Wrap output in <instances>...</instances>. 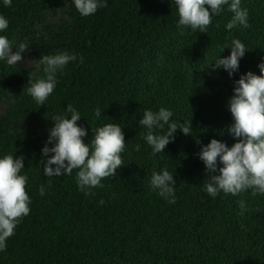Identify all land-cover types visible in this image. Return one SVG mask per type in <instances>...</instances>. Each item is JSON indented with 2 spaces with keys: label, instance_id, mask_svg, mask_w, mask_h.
<instances>
[{
  "label": "trees",
  "instance_id": "1",
  "mask_svg": "<svg viewBox=\"0 0 264 264\" xmlns=\"http://www.w3.org/2000/svg\"><path fill=\"white\" fill-rule=\"evenodd\" d=\"M103 2L107 6L93 15L77 13L78 31L66 46L45 44V55L67 52L77 60L57 71L54 91L43 105L28 95L23 111L37 120L36 135L11 133L0 123V158L8 154L14 159L24 157L20 175H26L30 185L25 186L30 212L0 250V264H108L114 258L125 264H264V206L260 229L245 231L241 227L250 213L248 202L258 199L260 193L253 196L252 189L236 195L220 191L213 198L205 189L206 165L199 158L202 147L213 139L229 148L238 142L228 133L234 123L229 100L241 76L248 72L261 75L264 0H240V8L248 13V27L238 23L228 30L234 15L229 0L219 15L212 14L205 33L177 26L175 0ZM48 3L12 0L7 7L0 0V16L9 24L0 36L11 40L22 28L29 34ZM177 32L180 39H172ZM234 39L245 45L246 53L239 70L230 77L223 68L214 70L213 66L219 58L231 55V49L224 46ZM165 51L177 70L167 72L161 83L166 91L157 93L145 85L156 72V66L147 63ZM207 53L212 59L205 57ZM207 60L209 70L204 69ZM3 68L0 64V70ZM13 80L20 88L31 86L27 78ZM68 105L82 117L77 124L87 131L86 144L90 145L96 129L119 124L125 145L134 151L123 172L113 180L104 178L103 187L92 189V194L81 191L76 179L79 169L58 177L44 174L42 161L47 158L42 149L54 146L47 143L50 129L55 127L53 117L70 119ZM215 106L213 116L202 115L204 108ZM97 108L100 117L95 116ZM161 108L173 113L169 123L175 122L178 131L164 152L153 155L140 135L147 129L139 121L146 110L155 113ZM191 122L190 135L179 131L181 125ZM153 131L164 134L168 125ZM165 169L181 192L179 210L168 202L170 197L160 196L150 185L152 173ZM41 185L45 187L43 196ZM172 252L179 253L180 260L170 262L167 257Z\"/></svg>",
  "mask_w": 264,
  "mask_h": 264
},
{
  "label": "clouds",
  "instance_id": "2",
  "mask_svg": "<svg viewBox=\"0 0 264 264\" xmlns=\"http://www.w3.org/2000/svg\"><path fill=\"white\" fill-rule=\"evenodd\" d=\"M4 5L11 6L12 0H3ZM178 6V27L190 26L193 30L199 29L205 33L212 23V14L219 15L221 6L227 5L229 0H175ZM78 12L88 17L97 12L98 8L106 7L103 0H74ZM206 5L208 7H206ZM229 11L233 19L227 24L231 30L236 24L248 27L247 10L240 8V0H232ZM8 21L0 16V32L8 28ZM230 48L231 55L227 58H219L213 69L223 68L233 76L239 70V61L245 55V45L238 39H234ZM19 50L13 54V47L6 36H0V60L6 59L9 65H16L22 61L20 53L28 48L25 44L18 45ZM83 62V57H80ZM77 60L75 54L61 52L56 55H43L38 63L43 65L45 78L32 82L29 79L28 94L39 104L43 105L53 93L56 86V73L70 62ZM261 75L248 72L235 82L234 95L229 100V111L234 123L228 127V133L238 142L228 147L216 139L203 146L199 158L206 165L207 182L205 189L209 195L215 198L220 191L225 194L236 195L247 189H252V195L264 194V63L258 65ZM70 119L63 116H55V127L50 129L48 144L42 149L47 158L44 162V174L47 177H58L62 174L71 175L73 170L77 172V183L81 191L103 187L101 181L109 176L116 175L117 170L123 165L120 153L125 147V136L119 124H106L95 130V136L90 145L84 142L87 131L78 126L81 115L72 105L67 106ZM100 109H95V116L100 117ZM173 113L165 108L158 112L146 110L140 126L147 129L146 133H140L146 142L152 147L153 155L164 152L166 146L174 139L178 131V125L169 123ZM168 125V131L164 134H154V129H163ZM190 125H181L179 131L190 135ZM199 142V141H198ZM139 150V145H137ZM91 153V154H90ZM219 165H223L219 167ZM55 166V167H53ZM25 167L24 157L14 159L8 154L0 158V250L6 248V241L14 234L20 219L29 214V196L26 193L27 176L20 175ZM175 178L167 169L162 173L153 172L150 185L159 190V195L165 198L171 197L169 203H175ZM51 186V181H49ZM40 195L45 194V187L41 185ZM101 204L104 201H100ZM244 209V202H240Z\"/></svg>",
  "mask_w": 264,
  "mask_h": 264
},
{
  "label": "rangeland",
  "instance_id": "3",
  "mask_svg": "<svg viewBox=\"0 0 264 264\" xmlns=\"http://www.w3.org/2000/svg\"><path fill=\"white\" fill-rule=\"evenodd\" d=\"M78 10L75 8L74 0H49L47 8L39 15L33 24L29 34L19 29L14 33V36L9 42L13 47V54L19 50L18 45L23 43L27 46V50L20 53L22 61L16 65H9L6 59L0 60V64L4 66L0 70V123L4 124L7 130L11 133L20 136L34 137L37 133V120H33L30 116H26L23 109L26 108V99L28 97V89L20 88L13 80L16 76L22 79H30L35 81L43 76V65L38 63V60L45 55V44L49 43L57 47L66 46L69 41L76 37L78 31ZM181 33H174L172 39H180ZM208 59H212L213 55L207 53ZM147 64L156 66V72L149 75L146 81V87L152 88L157 93H164L161 85L168 71H176L177 65L170 59V54L158 52L152 61ZM204 69H211L210 60L205 63ZM218 106V103H215ZM216 106L213 109L204 108L202 115L213 116L216 112ZM30 109V108H28ZM134 151L126 145L120 153L123 165L117 170L116 175L109 176L110 180L118 177L126 168L128 160L133 156ZM26 186H30L27 182ZM175 190V207L181 209L182 195L174 186ZM171 198V197H170ZM264 204V194L260 193L258 199H252L248 202L250 211L246 222L241 226L245 231L251 229H260L262 227V210ZM91 211V208H89ZM244 213V211H243ZM138 233L137 231H134ZM232 239V236H229ZM245 247V246H244ZM170 262L180 260L181 255L177 252H172L168 255ZM108 264H125L122 261L114 258Z\"/></svg>",
  "mask_w": 264,
  "mask_h": 264
}]
</instances>
